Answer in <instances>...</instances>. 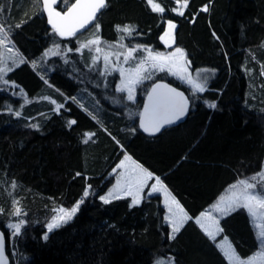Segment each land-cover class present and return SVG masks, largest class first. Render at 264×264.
Here are the masks:
<instances>
[{
	"label": "trees",
	"instance_id": "trees-1",
	"mask_svg": "<svg viewBox=\"0 0 264 264\" xmlns=\"http://www.w3.org/2000/svg\"><path fill=\"white\" fill-rule=\"evenodd\" d=\"M72 1L60 0L57 9ZM3 2L7 18H0L24 56L5 75L15 85L0 84V229L8 264H155L167 254L175 264H226L191 220L169 238L159 194L144 195L139 203L129 196H99L114 181L110 170L124 154L159 176L193 217L237 177L261 168L264 0H187L181 14L172 9L174 0H155L162 10L149 0H106L94 22L101 38L166 49L160 34L166 20H174V45L183 47L189 69L205 87L195 92L159 72L136 88L135 101L115 91L116 75L99 74L86 52L75 50V34L61 36L49 25L40 1ZM65 47L66 55L57 52L45 65L39 62L46 49L62 54ZM158 79L181 87L191 105L183 122L148 135L138 117L149 85ZM43 95L63 107L54 109ZM86 131L93 136L84 141ZM86 187L74 218L44 236L52 209L73 204ZM17 206L26 223L14 240L7 223ZM219 224L240 256L260 247L246 209L229 210Z\"/></svg>",
	"mask_w": 264,
	"mask_h": 264
},
{
	"label": "rangeland",
	"instance_id": "rangeland-1",
	"mask_svg": "<svg viewBox=\"0 0 264 264\" xmlns=\"http://www.w3.org/2000/svg\"><path fill=\"white\" fill-rule=\"evenodd\" d=\"M3 1H7L10 6L12 4V0ZM36 1H40L38 8L43 10L41 0H23V2L28 4H33ZM149 1L152 7H155L154 9L157 7L160 10L163 9L162 6H154L155 0ZM174 1L175 6H172V9L177 14H181L187 4V0ZM4 2L2 6H9ZM176 3L178 4L177 6ZM200 9L207 10V5H202ZM5 13V9L1 8L0 17L7 18ZM2 20L0 18V84L14 86L15 82L7 80L5 75L19 64L24 59V56L21 55L14 40L11 38L10 27ZM214 37L216 38L215 33ZM74 38L77 42L75 50L79 53L85 51L86 53H83L88 57L90 63L98 69L99 74L111 77L116 75L113 87L115 91L123 93L124 98L128 101H135L136 88L159 72H164L166 75L178 79L192 91L201 92L205 89L189 69L185 50L179 45L167 47L166 49L152 50L141 46H128L118 40H104L99 35L96 23L83 32L75 34ZM63 50L61 54L57 48L46 49L42 57H39V62L45 65L49 56L57 52L60 55H66L69 48L65 47ZM28 63L32 68L36 67L33 60ZM259 71L260 75L264 77V67L262 65ZM42 98L48 100L56 110H59L64 105V103L49 95H43ZM115 100L114 102L117 103V98ZM80 105L84 107L82 102H80ZM92 136L93 132L86 131L82 139L86 141L91 139ZM125 156L128 161H123L122 163L121 159H124ZM129 156L124 154L120 161L110 170V174L115 178L111 184L112 186H109L100 194L101 200L108 201L120 195L129 196L132 201L139 203L138 201H141L144 195H152L150 191L153 185L159 182V179L154 176H146L142 172L145 168L137 164ZM88 193L89 187H86L82 195L73 204L66 205L61 203L56 205L50 215L44 220L46 226L44 236L50 230L72 220ZM207 207L208 215L205 216L207 223L210 221L219 222V219L233 208L242 207L246 209L251 216V223L256 228L260 241V247L252 252L255 255L249 257L250 264H264V159L258 171L237 177L234 182L225 188L222 195ZM11 215L12 217L8 221L7 226L10 231V238L15 240L21 233L26 223V218L19 206Z\"/></svg>",
	"mask_w": 264,
	"mask_h": 264
},
{
	"label": "water",
	"instance_id": "water-1",
	"mask_svg": "<svg viewBox=\"0 0 264 264\" xmlns=\"http://www.w3.org/2000/svg\"><path fill=\"white\" fill-rule=\"evenodd\" d=\"M50 25L62 36L77 34L89 28L104 8L106 0H73L64 10L57 9L60 0H41ZM202 10V9H201ZM177 23L173 21L164 27L160 34L162 41L165 34L172 37L167 47L175 44ZM191 100L187 93L176 84L166 79L152 82L143 98L139 117V129L148 135H155L161 130L180 124L189 112ZM153 176L156 174L153 173ZM6 238L0 229V264H8Z\"/></svg>",
	"mask_w": 264,
	"mask_h": 264
},
{
	"label": "crops",
	"instance_id": "crops-1",
	"mask_svg": "<svg viewBox=\"0 0 264 264\" xmlns=\"http://www.w3.org/2000/svg\"><path fill=\"white\" fill-rule=\"evenodd\" d=\"M130 158L133 161H135L132 157ZM127 159L128 158H126L125 156L124 159H121V162L122 163L123 161L126 162L128 161ZM135 162L139 164L137 161ZM142 172L146 174V176L147 175L152 176V173H149L145 169H143ZM150 194L160 195L161 204L164 207L163 219H164V222L169 227V234H168L169 238H173L177 234V232L182 228V226L186 222L191 220L196 225V227L200 230L202 235H204L209 240V242L212 244L215 250L220 254V256L222 257V259L224 260L226 264H250L249 257L250 256L252 257L253 255H255V253H252L251 255H247L245 257L240 256L236 252V249L234 248L229 237L222 233V228L219 222L210 221L207 223V219L205 220V216L208 215L207 214L208 207L203 209L197 216L195 217L191 216L185 210V208L181 205L179 200L169 191V189L164 185V183L160 179H159V182H156L153 185L150 191ZM119 196H115L114 198L119 197ZM154 263L155 264H175L173 260V256L170 254L156 258Z\"/></svg>",
	"mask_w": 264,
	"mask_h": 264
},
{
	"label": "flooded vegetation",
	"instance_id": "flooded-vegetation-1",
	"mask_svg": "<svg viewBox=\"0 0 264 264\" xmlns=\"http://www.w3.org/2000/svg\"><path fill=\"white\" fill-rule=\"evenodd\" d=\"M168 21V22H167ZM174 20H166V22L164 23V27L166 26V25H168L169 23H172ZM163 30H164V28H163ZM161 41V40H160ZM171 41H172V37H171V35H169V34H165V36H164V38H163V40L161 41V43L167 48V45H169L170 43H171Z\"/></svg>",
	"mask_w": 264,
	"mask_h": 264
},
{
	"label": "bare ground",
	"instance_id": "bare-ground-1",
	"mask_svg": "<svg viewBox=\"0 0 264 264\" xmlns=\"http://www.w3.org/2000/svg\"><path fill=\"white\" fill-rule=\"evenodd\" d=\"M41 5H42V3H41ZM42 8H43V6H42ZM44 10V9H43ZM45 12V11H44ZM49 23V22H48ZM50 25V24H49ZM52 26V25H51ZM53 27V26H52ZM54 29H55V27H53ZM56 30V29H55ZM57 31V30H56ZM70 35H72V34H70ZM62 36V35H61ZM67 36H69V35H67Z\"/></svg>",
	"mask_w": 264,
	"mask_h": 264
}]
</instances>
